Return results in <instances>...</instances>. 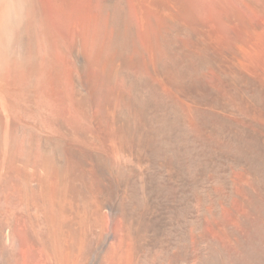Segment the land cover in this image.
Instances as JSON below:
<instances>
[{"label": "bare ground", "instance_id": "bare-ground-1", "mask_svg": "<svg viewBox=\"0 0 264 264\" xmlns=\"http://www.w3.org/2000/svg\"><path fill=\"white\" fill-rule=\"evenodd\" d=\"M0 264H264V0H0Z\"/></svg>", "mask_w": 264, "mask_h": 264}, {"label": "rangeland", "instance_id": "rangeland-1", "mask_svg": "<svg viewBox=\"0 0 264 264\" xmlns=\"http://www.w3.org/2000/svg\"><path fill=\"white\" fill-rule=\"evenodd\" d=\"M211 1H212V0H211ZM216 1H218V0H216ZM217 7H218V6H217ZM218 10H219V11H218ZM220 10H221V11L223 10V11H225V12L223 13V11H222V13H221ZM213 12H215V13L217 14V15H216L215 13L212 14V16L214 15V16H213V17H214L213 22L216 24V25H215V29H216V28L218 29V30L216 29V32L219 33V34L222 36V39H223L224 41H225V39H226V43H227V44L230 43V45L233 46V44H232V43H233V42H232V35H235L237 38H240L241 40L247 41V40H245V39L242 37V33H243V27H242V25H240V24H233V25H232V24H229V23H227V22L225 23V21H226V19H227V13H226V8H225L224 6H222V7L220 6V7H218V9H217V8H214V9H213ZM218 14H219L220 18H219V16H218ZM220 14H222L223 16L220 15ZM216 16H217V17H216ZM215 17H216V18H215ZM223 18H226V19H224V21H223ZM220 19H221V20H220ZM202 20L207 22V19H206V18H205V19L202 18ZM217 24H219V26H218ZM225 24H226L227 26H230L229 28H231V29H229ZM228 24H229V25H228ZM220 25H221V26H220ZM222 25H224L223 28H222ZM231 25H232V26H231ZM224 27H225L226 29H225ZM232 27H233L235 30H234ZM239 28H240V29L242 28V29L240 30ZM227 29H228V32H227ZM238 29H239L240 31H239ZM222 30H223V31H222ZM218 31H219V32H218ZM232 31H233V32H232ZM224 32H225V33H224ZM224 38H225V39H224ZM229 38H230V39H229ZM242 38H243V39H242ZM247 42H248V41H247Z\"/></svg>", "mask_w": 264, "mask_h": 264}]
</instances>
